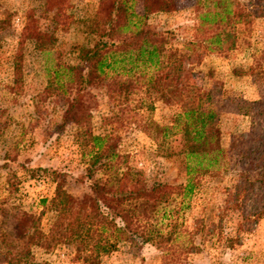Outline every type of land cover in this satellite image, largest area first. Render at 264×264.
Segmentation results:
<instances>
[{"label":"trees","instance_id":"obj_1","mask_svg":"<svg viewBox=\"0 0 264 264\" xmlns=\"http://www.w3.org/2000/svg\"><path fill=\"white\" fill-rule=\"evenodd\" d=\"M65 2L59 0L52 15L55 28L67 22ZM136 3L100 0L90 19L89 40L74 42L70 48L75 64L46 67L47 84L37 101L41 102L43 92L62 98L59 130L73 129L86 158L85 171L74 179L85 185V191L74 195L65 187V172L44 168L55 190L51 199H41L45 206L41 215L51 211L53 221L47 231L41 226L42 217L32 213H23L11 230L0 223V264H39L33 247L51 250L73 245V264H101L103 255L122 245L174 242L179 235L175 218L184 209V199L202 189L206 177L229 172L234 175L230 185L223 187L222 210L240 212L239 225L248 230L264 216V95L244 99L219 83L202 88L196 80L216 82L213 75L197 70L203 53L234 49L238 23L248 24L251 19L246 18L258 13H236L232 0H195L194 35L177 47L170 43L171 32L147 22L148 15L176 10V0H141L142 14L133 10ZM55 40L53 32L40 28L38 17L30 11L25 14L9 58V89L18 92L26 76L25 43L48 53ZM156 101L178 107L169 123L151 117ZM104 105L107 114L100 108ZM96 112L105 129L112 123L114 128L94 133ZM228 112L249 119L246 133L237 122L223 131L219 124ZM140 128L152 138L151 146L133 158L121 154L116 133ZM170 169L183 180L178 181ZM220 223L219 218L216 226L221 228ZM193 226L194 232H203L197 221ZM192 245L180 246L192 249Z\"/></svg>","mask_w":264,"mask_h":264},{"label":"rangeland","instance_id":"obj_2","mask_svg":"<svg viewBox=\"0 0 264 264\" xmlns=\"http://www.w3.org/2000/svg\"><path fill=\"white\" fill-rule=\"evenodd\" d=\"M99 1L66 0V28H55L52 15L57 12L59 0H0V223L7 229L11 230L22 219L23 213L40 215L43 230L49 229L53 212L41 215L45 208L41 199L53 197L55 182L44 168L65 172V187L74 195L85 191V185L74 179L85 171L86 158L74 140L73 129L59 130L62 98L43 92L38 103L37 96L47 84L46 67H54L57 63L75 64L70 48L74 42L89 40L90 19ZM194 1L176 0V10L148 15L147 22L163 32H171L170 43L182 47L183 42L194 35L197 24ZM232 2L236 13L255 12L262 16L247 17L251 19L248 24L238 23L237 46L231 51L203 53L197 70L201 69L206 76L213 75L215 80L212 79L217 83L196 78L197 85L210 88L219 83L232 94L256 99L264 95V54L261 53L264 51V0ZM141 4V0H137L134 5L133 10L138 14L143 13ZM28 11L39 18L42 30L54 33L56 40L48 47V53H40L31 42L25 43L26 76L19 91L13 92L9 89L12 84L9 58L16 48ZM218 98L219 94L214 103ZM100 108L108 113L107 105ZM177 110L175 104L156 101L151 117L160 124H167ZM231 112L222 116L219 125L223 131L228 132L230 124L237 122L246 133L249 119ZM95 115L92 129L99 133L105 128L101 125L100 114L96 112ZM113 125L105 127L111 129ZM116 134L120 136L119 152L128 153L132 158L153 142L141 128L134 131L125 129ZM170 171L176 177V170ZM233 175L229 172L220 177H206L204 187L184 199V209L175 218L174 230L179 233L177 240L162 246L146 243L130 248L122 245L103 255L101 264H264V216L248 230L239 225L242 220L240 212L222 210L226 197L223 187L230 185ZM176 179L182 181L183 177ZM176 199L181 200L180 197ZM219 218L221 228L216 226ZM196 221L197 228L203 232H194L193 223ZM224 236H230L231 240L226 241ZM190 242L193 243L192 249L189 248L191 246H180ZM74 251L73 245L51 250L32 248L33 258L39 264H73Z\"/></svg>","mask_w":264,"mask_h":264}]
</instances>
